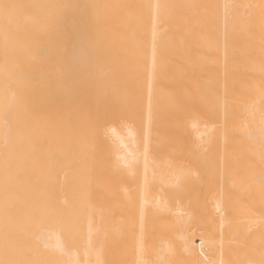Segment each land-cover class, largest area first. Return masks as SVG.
Wrapping results in <instances>:
<instances>
[{"label":"bare ground","instance_id":"6f19581e","mask_svg":"<svg viewBox=\"0 0 264 264\" xmlns=\"http://www.w3.org/2000/svg\"><path fill=\"white\" fill-rule=\"evenodd\" d=\"M50 1H0V186L22 120L34 217L65 264H264V0H94L98 39L70 27L64 96L30 80L56 29ZM9 197L0 189L4 235Z\"/></svg>","mask_w":264,"mask_h":264},{"label":"rangeland","instance_id":"374dc122","mask_svg":"<svg viewBox=\"0 0 264 264\" xmlns=\"http://www.w3.org/2000/svg\"><path fill=\"white\" fill-rule=\"evenodd\" d=\"M0 1L7 2L8 0H0ZM9 1H11V0H9ZM38 1L39 2H44V1H47V0H43V1L42 0L41 1L38 0ZM48 1H50V0H48ZM60 1L61 0H52V1H50L53 4V6L56 7V9H58L55 12L54 19H56V18L59 19L60 17H62V18H60L61 20L59 19L60 21L58 20V22H57V19L55 21L56 23H58V24L55 23L56 25L54 24V26H56V27H54V29L56 28L57 30L55 29L53 31L52 35H54L56 33L55 36L51 37L52 36L51 35L50 37H48L50 39V43L52 42L51 45H48L50 43H49V39L47 38L44 41V43L46 45H48V46H46L44 44L46 47L43 45V47L41 48L42 51H43V54H42L41 59L39 57V63H40L39 66L41 68L40 73L43 71L42 70V67H41L42 65L45 67V71H43V73L44 72L45 73L44 74L42 73V76H41V74L39 75V72H38V73L34 74L35 77H32V76H34V75H32L31 76L32 78H30V80L32 82H35L36 81L35 83L38 86V91H42L43 90L42 87H41L42 90H39V89H41V88H39L40 86H44L43 85L44 84L43 82H45V83H47L49 85L52 84L53 86L54 85L56 86L57 85L56 83H58V84H60L59 85L60 88L57 85L56 86V91L59 92L58 94H61L63 92L60 95V96H62L63 94L66 95L67 93L68 94H71L72 93L71 91H74V90H72L73 88H70L69 86L72 85V84H70L71 81L72 82H75V80H73V77H75V76H72L74 74L73 73L70 74L65 69V67L67 65L66 64V61H67V55L66 54L71 49L70 46L76 40V35H74L69 29H70V27L72 25H74L77 22H81V20H82V21L85 22V25L87 27L86 30H88L89 34L91 32V33H93L91 35H93V36H95L97 38V31H98L97 25L98 24L96 22L97 14L94 12V0H67V1L66 0H63V1H61V3H59ZM116 1H117V3H119V0H116ZM63 3H65V4H63ZM70 4L72 5L73 8L74 7L75 8L74 9L67 8L68 6H70ZM63 5H65V7L67 9L65 7L63 9L62 8ZM116 6H118V5H116ZM120 6L121 5L119 3L118 10L117 9H115V10L116 11H119V9H121ZM81 8H86L88 10V13L85 14V13L81 12L80 11ZM70 10L73 11L74 13H71ZM89 10H90V12H89ZM89 13H90V15H89ZM116 15H117V17H119L120 14L117 13ZM88 16H89V19H87ZM65 21H67V22H65ZM92 21H94V22H92ZM115 22H116V25H115ZM115 22L113 23V26L116 27L115 28V32H116L115 35L117 37L119 35V37L117 39L116 36H115V38L113 39V37H112V39L114 40V42L117 40V43H119V41L121 40L120 39L121 35H120V33H118V35H117V32H119V31L122 32V28H121V24H120L121 22L118 23L119 26L117 25V22L118 21H115ZM57 26H58V28H57ZM61 27H62V29H60ZM67 27H69V28H67ZM118 29H121V30H118ZM60 32H61V35L62 36L60 35ZM111 32L113 33V30ZM112 33H110V36L113 35ZM66 34H67V36L68 35L69 36L71 35L72 38L71 37H68V38H70L71 40L73 39V40L72 41L70 40V42H68L69 39L63 41L62 40V37H64V35H66ZM56 35H58V36H56ZM56 37H58V38H56ZM65 38H63V39H65ZM109 39H110V37H109ZM60 42H61L62 45H59ZM66 42L69 43V44H67ZM110 43H112L113 45L116 44V43H113V41H110ZM66 44L68 45V47L67 46L65 47ZM51 46H54V47H51ZM62 46H63V48H62ZM115 46L116 45H114V48H115ZM117 46H119V47L118 48H115L116 49L115 53L118 50L119 56H118V53H117V57H115L114 55H112L113 56L112 58H115L116 60L120 59V61H121L123 58H121L122 56L120 55V52H119L120 50L119 49L121 48L122 43L117 44ZM47 47H48V49H46ZM55 47H57L59 50H61L63 52L58 51L57 48L54 49ZM43 48H44V50H43ZM50 52H51V54H50ZM60 52H61L62 55H63V53H64V55H66L65 57L63 55V60H61V57L62 56H61ZM54 54H57V55L54 56ZM45 55H48V56L46 57ZM50 55L52 57H50V59H49V56ZM56 56L60 57V59H58V57L56 58ZM52 58L54 60H52ZM65 58H66V60H65ZM56 59H58V60H56ZM42 60H44L45 63H48L49 62L47 66L50 67V69L47 68L46 64ZM55 60H56V62H55ZM123 60H125V59H123ZM52 61H54L55 63H51ZM61 61H63V62L65 61V63H63L64 66L62 65V62ZM113 63L114 62L112 61V64ZM117 63H118V61H117ZM120 64H122V62ZM39 66H37L36 68L39 69ZM61 66H63V67H61ZM120 66L121 67L123 66L122 68H124V69H122V71L119 70L120 67L118 65H117V67H119V69L116 68L115 65H114V68L116 69V71L114 69H112L116 73V74L115 73H113V74L114 75H117V73H118L117 76H119V78H120V76L123 75V73H124L123 70L126 72V70H125L126 69V67H125V61H124V65L122 64ZM60 68H62V69H60ZM57 69H60L61 71L63 69L64 70L62 72L56 73V72H58ZM64 72L66 73V75H65ZM119 72L122 75H120ZM46 73L48 74L47 77H45L46 76L45 75ZM68 73H69V76H67ZM56 74L58 75V77H56ZM60 74L62 76L64 75L65 78L62 77ZM49 76H54V77L52 79V77L48 78ZM40 77L43 78V79L40 80L39 79ZM55 77H56V79H54ZM67 77H69L68 78L69 80L67 79ZM37 78L39 80H37ZM59 78L66 79L67 82L65 83V80H63V79L61 80ZM122 78H120V79H122ZM58 79L61 82H64V83H61L60 81H57ZM67 83H68L69 86L66 85ZM39 84H40V86H39ZM61 84L62 85L65 84V87L66 86L68 87V89L66 87V89L68 90V92L65 91L66 90L65 87L64 86H61ZM118 84H119V81H118ZM73 85H72V87H73ZM119 86H120V84H119ZM61 88H63V90ZM60 89H61V91H60ZM69 91H70V93H69ZM73 93H75V91ZM121 93H122V90H121ZM121 96H122V94H121ZM123 97L124 96H122L121 99ZM117 98H118V96H117ZM125 98L126 97H124V99H122V100L120 98L116 99L115 101H113L114 105L112 103V100L109 102V105L111 104V106H108V107H110V108H107L108 109V110L106 109L107 111L104 110L107 113V115H105L106 118H107V121H105V124L106 125L107 124H110V126H111V123L112 122H113L112 124H114V122L118 121V119L120 118V116H122V114H119L120 112H118V110L119 111H122V109H123L122 106H124L123 103L126 102V99ZM115 102L116 103L118 102L117 103L118 105ZM118 106L120 108H122V109H120ZM65 107H67V106H65ZM114 107H116V108L118 107V108L115 109ZM112 109L113 110L115 109L116 112L113 111ZM112 116H114V119H113ZM89 117H90V120H91V117H94V119H96V117H97L96 116V112L95 111H92V113L90 114ZM122 117H121L120 120H122ZM109 118L112 119V120H110ZM94 119H92V120H94ZM108 119H109V121H108ZM110 121H112V122H110ZM87 122H88V120H87ZM109 127H106V128L109 129ZM15 133H16V135L18 137H21L23 139V141H21L20 144L18 145L19 147L17 149L19 150L20 156L23 157L24 155H26L25 156L26 159H22V162H25V161L26 162H25V164H22L23 165L22 167H19L20 164H21V162L18 159L15 158V154L17 153L18 150L15 153H9V154L7 153L8 155H5V156H7L5 158V162H6L7 165L10 166V168H8V170L6 169L7 170L6 171V175L7 176H6V179L3 181L2 185L0 186V189H1L2 192L3 191H5V192L9 191L10 192V197L7 199L8 201L5 204H6V208L8 209L7 211L11 214L10 215V217H11L10 218V220H11L10 222L11 223L8 226V228L5 230V232H4L5 235L2 234V233H0V264H50V262H51V264H65L66 262H68V253H67L66 250H59V249H57L55 247L56 246L55 245L56 244V239H55L56 237L54 235L53 226L46 225V224H40V223L37 222L36 218L34 217V209L32 207L34 205V197H35V192H36V188H37V184H36V181H35V177L36 176H35V172L33 170V162H34V160H33V156H32V149L34 147V144H33V141H31V140L28 141L27 138L25 139V134L26 133L30 134V126L28 124H26V122H24L22 120H19V122H17L16 127H15ZM19 170L22 171V175L19 176V178H18L17 177V174H18V171ZM64 244H65L64 247L66 249H69L70 250V246L66 242H64ZM46 261H47V263H46Z\"/></svg>","mask_w":264,"mask_h":264}]
</instances>
